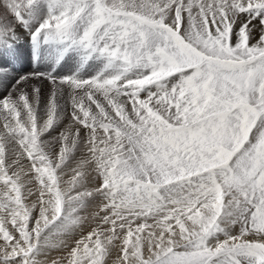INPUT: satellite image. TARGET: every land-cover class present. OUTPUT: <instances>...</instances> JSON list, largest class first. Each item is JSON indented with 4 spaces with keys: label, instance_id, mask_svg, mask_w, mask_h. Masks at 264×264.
I'll list each match as a JSON object with an SVG mask.
<instances>
[{
    "label": "snow or ice",
    "instance_id": "1",
    "mask_svg": "<svg viewBox=\"0 0 264 264\" xmlns=\"http://www.w3.org/2000/svg\"><path fill=\"white\" fill-rule=\"evenodd\" d=\"M4 8L0 47L19 25L50 58L80 49L106 72L3 86L0 264H108L114 251L113 264H264V0ZM86 224L66 255L40 259L52 234Z\"/></svg>",
    "mask_w": 264,
    "mask_h": 264
},
{
    "label": "bare ground",
    "instance_id": "2",
    "mask_svg": "<svg viewBox=\"0 0 264 264\" xmlns=\"http://www.w3.org/2000/svg\"><path fill=\"white\" fill-rule=\"evenodd\" d=\"M0 11H2L4 8V0H0ZM1 14V12H0ZM1 18V17H0ZM24 33H27L25 29L19 25H16V33L23 35ZM19 49V57L22 60L23 66V71L22 72H29L30 65L28 66L27 63V48L24 46V44L20 43L18 45ZM10 54L5 48L0 49V67H4V71H0V94H3V86L7 84L9 87L11 86L12 83H15V80L18 79V75L20 74H15V72L11 68H7L8 61H5V59L9 56ZM5 58V59H3ZM94 61H90L88 65H83L80 60L74 59L72 62H70L68 65L65 66V73L69 76L71 75H76L80 78H88L91 76H96L97 74L105 73L106 68L105 64L106 61L104 58L96 56L93 57ZM51 58L48 54H45L43 58L38 62V64L35 66L38 70L42 69H50L52 67L51 64ZM10 63V62H9ZM61 76V75H59ZM50 84L45 83V86L43 87V95L41 99V107L43 108L44 104L47 102V97L50 93ZM143 95V94H142ZM68 123L67 117H65L61 121L62 126H66ZM52 135H56V132H53ZM45 138L50 139L47 134H45ZM68 177H65L67 179ZM87 225L84 226V228L81 230L80 228H76L72 233H61V234H52L49 238V246L47 250V257L42 256L40 257L41 260L44 259H55L60 256L66 255L67 251L63 249L62 247H58L62 244H69L73 245L75 239H79V236L81 234V231L84 232V234L87 233L88 231ZM238 231V229H237ZM223 238V237H221ZM116 260V252L114 251L111 258L108 261V264H113V262Z\"/></svg>",
    "mask_w": 264,
    "mask_h": 264
},
{
    "label": "rangeland",
    "instance_id": "3",
    "mask_svg": "<svg viewBox=\"0 0 264 264\" xmlns=\"http://www.w3.org/2000/svg\"><path fill=\"white\" fill-rule=\"evenodd\" d=\"M1 3V2H0ZM2 4V3H1ZM1 14H0V17L1 18H4L6 16V11L5 9H3L2 11H0ZM0 71H4V67H0ZM92 211V209L90 208L88 211H84V212H81L80 215L81 216H88L90 214V212ZM91 221H89L90 223ZM87 225V224H86Z\"/></svg>",
    "mask_w": 264,
    "mask_h": 264
}]
</instances>
